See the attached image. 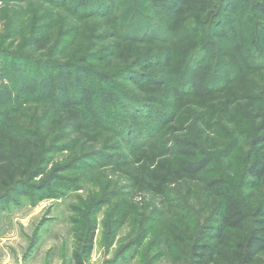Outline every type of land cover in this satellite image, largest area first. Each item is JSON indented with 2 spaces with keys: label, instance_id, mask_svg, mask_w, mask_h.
<instances>
[{
  "label": "trees",
  "instance_id": "obj_1",
  "mask_svg": "<svg viewBox=\"0 0 264 264\" xmlns=\"http://www.w3.org/2000/svg\"><path fill=\"white\" fill-rule=\"evenodd\" d=\"M35 1L26 52L0 50V214L79 190L153 116L148 152L126 148L143 161L111 163L87 216L76 207L69 262L84 264L96 211L127 190L167 216L157 237L177 262L264 264V0ZM230 112L241 122L218 137Z\"/></svg>",
  "mask_w": 264,
  "mask_h": 264
},
{
  "label": "rangeland",
  "instance_id": "obj_2",
  "mask_svg": "<svg viewBox=\"0 0 264 264\" xmlns=\"http://www.w3.org/2000/svg\"><path fill=\"white\" fill-rule=\"evenodd\" d=\"M38 4L35 0L23 2L0 0V50L17 52L16 50L20 49L22 53L26 52L23 43L29 23L42 15L36 13ZM60 15L65 16V13L52 10L51 20L61 23L60 20L63 21L64 18ZM209 117L206 124L212 128L217 117L213 118V115ZM239 117L235 112L219 117L220 124L214 129L215 134L218 137H226L225 134L229 136L227 131L229 128L225 126L226 119L228 123L233 119L240 124ZM153 119L152 116L150 120L142 122L139 136L132 133L126 138L119 133L122 137L119 142L115 139L110 162L104 167L91 164L92 169L86 172L87 178L80 184L79 190L55 200H45L34 206L26 205L11 213L0 214V235H7V238H2L4 241H0V264H72L69 260L76 247V232L79 225L83 224L75 211L76 207L81 208L82 214L87 216L88 201L94 195H101V188L105 181H108L103 173L110 171L111 163L118 162L123 167L134 166L136 169L134 164L143 160L137 158L138 160L134 161L137 156L129 155L126 148L140 146L139 155L148 152L146 147L150 144L141 146L140 143L147 140L152 132H156ZM239 129L244 133L243 128ZM237 155L238 148L228 158L231 161ZM213 170L210 172L213 173ZM115 173L114 170L111 171L108 178L112 177L113 181H117L119 175ZM155 203L156 201H152L145 194L129 195L127 190H121L120 196L112 198L109 204L99 208L96 211L98 222L96 237L92 251L84 264H182L177 262L180 258H176L173 252L168 251L161 238L157 237V232L164 225L167 216L158 209L153 216L149 214ZM116 209L121 210L122 217H113L112 211Z\"/></svg>",
  "mask_w": 264,
  "mask_h": 264
},
{
  "label": "crops",
  "instance_id": "obj_3",
  "mask_svg": "<svg viewBox=\"0 0 264 264\" xmlns=\"http://www.w3.org/2000/svg\"><path fill=\"white\" fill-rule=\"evenodd\" d=\"M7 236V235H6ZM6 236H3V235H0V241H4V239H2V238H4V237H6ZM7 238V237H6ZM5 238V239H6Z\"/></svg>",
  "mask_w": 264,
  "mask_h": 264
}]
</instances>
